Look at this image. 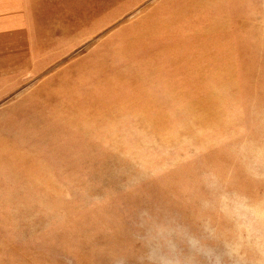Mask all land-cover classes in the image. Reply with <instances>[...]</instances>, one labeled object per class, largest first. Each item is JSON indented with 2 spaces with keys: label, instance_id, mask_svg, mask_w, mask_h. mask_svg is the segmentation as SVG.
<instances>
[{
  "label": "rangeland",
  "instance_id": "1",
  "mask_svg": "<svg viewBox=\"0 0 264 264\" xmlns=\"http://www.w3.org/2000/svg\"><path fill=\"white\" fill-rule=\"evenodd\" d=\"M137 12L0 48V264H137L141 214L199 234L264 201V0H229L213 49L234 82L215 68L196 100L184 34L170 66L168 26Z\"/></svg>",
  "mask_w": 264,
  "mask_h": 264
},
{
  "label": "crops",
  "instance_id": "2",
  "mask_svg": "<svg viewBox=\"0 0 264 264\" xmlns=\"http://www.w3.org/2000/svg\"><path fill=\"white\" fill-rule=\"evenodd\" d=\"M228 5L229 0H0V48L8 53L15 48L13 57L17 58L25 57V51L23 55L17 51L26 47L25 42H66L75 36L78 41H85L88 25H102L123 12L135 10L138 17L131 25L168 26L164 46L173 52L169 56L170 66L183 62V56L178 54L176 45L167 43L170 44L174 33L184 34L180 48L185 47L190 71L183 89L195 99L204 94V79L215 68H231L229 74L234 82L233 63L217 58L213 49L220 47L215 34L225 30L221 15ZM152 61L146 63L149 69ZM162 65L157 66L158 73Z\"/></svg>",
  "mask_w": 264,
  "mask_h": 264
},
{
  "label": "clouds",
  "instance_id": "3",
  "mask_svg": "<svg viewBox=\"0 0 264 264\" xmlns=\"http://www.w3.org/2000/svg\"><path fill=\"white\" fill-rule=\"evenodd\" d=\"M228 227L206 225L199 234L172 220L141 214L137 264H264V201L232 198L223 208ZM126 264V257L117 260Z\"/></svg>",
  "mask_w": 264,
  "mask_h": 264
}]
</instances>
